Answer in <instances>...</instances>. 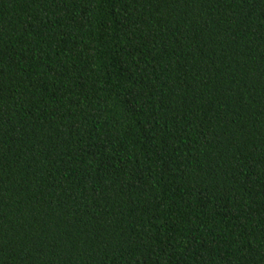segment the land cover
<instances>
[{"label": "trees", "instance_id": "trees-1", "mask_svg": "<svg viewBox=\"0 0 264 264\" xmlns=\"http://www.w3.org/2000/svg\"><path fill=\"white\" fill-rule=\"evenodd\" d=\"M0 264H264V0H0Z\"/></svg>", "mask_w": 264, "mask_h": 264}]
</instances>
